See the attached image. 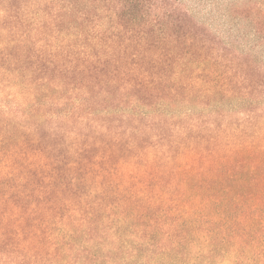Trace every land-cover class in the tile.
Instances as JSON below:
<instances>
[{
	"label": "trees",
	"instance_id": "16d2710c",
	"mask_svg": "<svg viewBox=\"0 0 264 264\" xmlns=\"http://www.w3.org/2000/svg\"><path fill=\"white\" fill-rule=\"evenodd\" d=\"M189 1L0 0V264H264V64Z\"/></svg>",
	"mask_w": 264,
	"mask_h": 264
},
{
	"label": "rangeland",
	"instance_id": "374dc122",
	"mask_svg": "<svg viewBox=\"0 0 264 264\" xmlns=\"http://www.w3.org/2000/svg\"><path fill=\"white\" fill-rule=\"evenodd\" d=\"M211 0H206L207 6L206 9L198 7L194 3H196V0H190L189 6L190 8H195L199 11V15L206 17L207 19H214L215 24H219L220 26H223L224 28L228 29L229 24H234L231 28V37H236L242 33L246 35L243 41V44H248L249 47H253L251 54L253 56L259 57L258 60H260L261 64H264V39L259 40L258 38H255L253 35H251L250 29H251V18L248 15L247 12H244L240 16L236 15L235 13H230V15H227L226 8L223 7L225 3L230 2L232 0H217V4L213 5L210 2ZM240 2H243L245 0H239ZM236 3V2H235ZM209 13V15H207ZM213 16H210V15ZM211 20V19H210ZM212 21V20H211ZM245 45H243V48H245ZM242 47H239L241 49ZM257 60V59H256ZM4 95L0 94V99H4Z\"/></svg>",
	"mask_w": 264,
	"mask_h": 264
}]
</instances>
